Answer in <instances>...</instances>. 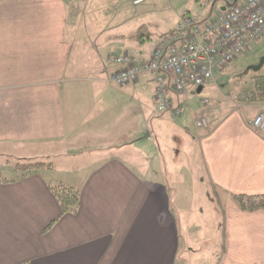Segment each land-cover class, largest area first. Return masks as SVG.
Here are the masks:
<instances>
[{"label":"crops","instance_id":"1","mask_svg":"<svg viewBox=\"0 0 264 264\" xmlns=\"http://www.w3.org/2000/svg\"><path fill=\"white\" fill-rule=\"evenodd\" d=\"M80 1L0 0V162L19 157L14 171L21 163L45 165L15 178L0 168V264H199L190 257L199 243L183 233L190 225L177 186L185 170L172 168L182 161L180 152L187 158L192 150L207 175L203 192V182L190 176L192 206L196 191L211 205L212 188L221 217L215 264H264V210L245 212L232 200L264 196V134L251 126L264 112V99L256 90L234 93L228 69L205 87L208 96L201 97L203 88L174 97L187 107L183 118L159 115L153 77L142 75L123 88L113 83L114 55L103 56L111 26L99 17L90 30L87 15L80 25L72 13ZM228 5L208 4L202 19ZM114 21L122 27V18ZM155 47L124 48L115 57L148 59ZM203 97L221 103L206 130L195 123ZM243 108H256L254 116ZM193 128L199 133L191 134ZM167 134L181 145L178 152L175 142L165 144ZM50 182L79 191L76 214L61 216Z\"/></svg>","mask_w":264,"mask_h":264},{"label":"rangeland","instance_id":"2","mask_svg":"<svg viewBox=\"0 0 264 264\" xmlns=\"http://www.w3.org/2000/svg\"><path fill=\"white\" fill-rule=\"evenodd\" d=\"M208 1H211V3L209 4ZM231 2H233V0H148L142 4L135 5L130 4V1L125 3L123 0H85V3L82 1L77 3L74 7L75 12L72 13L74 14L73 17L79 21L80 25L83 24L82 21L84 15L91 17V26L89 27L90 30L97 28L96 26L98 25L95 21L99 17L101 18V25L105 24L108 27L111 26V28L107 30L108 37L106 38V40L111 43H108L107 49L103 50V56H105L108 51H112L111 53L114 55L112 56L115 57V55H118L124 48H128L132 51L136 49L149 50L154 46V44H157L161 38L164 37L163 35L167 34L170 36L173 32L178 31V25L181 22L183 15L190 14L194 17L202 19L204 15L201 13L206 12V10L210 8L208 4L211 5L214 3L218 6L219 3L222 5L227 3L231 4ZM87 4H90V6ZM114 16L122 18V27L119 28V23L114 21ZM103 19H105V23L103 22ZM72 28V24H69L68 34L71 33ZM115 31L123 34V38L121 40L113 36L116 33ZM141 35V39H145L142 43L136 39ZM114 40H116V42H114ZM86 47L90 46L88 45ZM247 52L245 53L246 55L244 54V56L237 60L234 65L232 64L233 66L231 65L230 68L225 70L227 71L228 69H231L230 72L234 74L230 77V84L228 87L237 94L248 95L255 91V78L264 77V43H262L260 47L253 46L251 50L248 53ZM79 59L80 55L78 56L76 53V62L79 61ZM97 65L99 66V64ZM202 96H208L205 88L203 93H201V97ZM251 106L253 107L256 105L253 104ZM255 109L256 108H243L242 111L248 117H251L254 116ZM184 116L185 115L180 118H183ZM190 132L191 134L199 133L197 128H193ZM172 137L173 134H167L164 137V140L167 142L165 143L166 145L174 144L173 142L175 141L174 139L172 141ZM143 142L145 143L142 144L141 147L145 149L148 143L147 140H143ZM176 142L174 144L176 146L175 152H178V147L181 145ZM152 143L154 147L152 152L156 153L157 146L154 141H152ZM179 156L182 161H173L172 168L177 170L178 167H181L185 170L184 173L181 174L184 176L183 180L179 182L177 186L179 200L183 204L181 205L184 209L188 210L187 213L184 212V216H182V218L184 217L186 225L187 223L190 225V228L188 227L186 231H183V233L186 235L189 234V236L192 237L195 236V241L199 243L197 246L199 251L190 257L197 260L199 264H215L218 257L221 255L220 246L222 245V242L218 241L216 236V230H219L218 224L221 222L220 214L214 213V208L217 206L216 194L212 188L208 190L210 196V198L208 197V201L211 199L212 202V204L209 205L204 197L202 198L199 195L197 196L196 191L195 198L192 199L195 203L192 206L191 192L193 187L190 182V176L191 174H194L197 181L203 182L202 187H204L206 186L204 184L207 183L206 171L198 153L195 150H192V152L188 154L187 158L186 154H183L182 152L179 153ZM159 157L163 163L165 157H162L161 153ZM6 159L10 162L8 165L0 162V168L4 177L15 178L21 175V170L14 171V165L20 161L19 157ZM187 159H189L190 162H188ZM192 160H194L193 166L191 165ZM42 172L50 181H53L51 179V173L48 170H44ZM205 188L206 187L202 188L201 192H203ZM201 192H198V194ZM205 229L207 231L203 234Z\"/></svg>","mask_w":264,"mask_h":264},{"label":"built area","instance_id":"3","mask_svg":"<svg viewBox=\"0 0 264 264\" xmlns=\"http://www.w3.org/2000/svg\"><path fill=\"white\" fill-rule=\"evenodd\" d=\"M138 5L147 0H130ZM177 32L164 37L148 59L128 54L112 59L118 69L113 83L124 87L150 75L155 82L158 114L170 113L178 118L186 106L177 103L191 91L212 83L216 73L223 72L254 44L264 41V0H233L212 20L184 15ZM202 111L196 120L199 129H207L220 111L218 103L202 100ZM264 133V112L252 122Z\"/></svg>","mask_w":264,"mask_h":264},{"label":"trees","instance_id":"4","mask_svg":"<svg viewBox=\"0 0 264 264\" xmlns=\"http://www.w3.org/2000/svg\"><path fill=\"white\" fill-rule=\"evenodd\" d=\"M138 37L141 38L142 35ZM255 82L257 96L262 100L264 99V77H256ZM43 169H45L43 163H21L16 166V171L21 170L22 174L20 177L28 176L32 172ZM3 181L10 182L9 180ZM49 187L60 204L61 216L76 214L78 212L80 207V193L78 190L63 184H54L51 182L49 183ZM232 200L245 212L264 210V196L232 195ZM54 223L50 224L46 230H49Z\"/></svg>","mask_w":264,"mask_h":264}]
</instances>
